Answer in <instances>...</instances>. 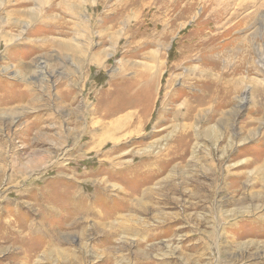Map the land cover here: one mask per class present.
Instances as JSON below:
<instances>
[{"label":"rangeland","instance_id":"rangeland-1","mask_svg":"<svg viewBox=\"0 0 264 264\" xmlns=\"http://www.w3.org/2000/svg\"><path fill=\"white\" fill-rule=\"evenodd\" d=\"M0 264H264V0H0Z\"/></svg>","mask_w":264,"mask_h":264},{"label":"bare ground","instance_id":"bare-ground-1","mask_svg":"<svg viewBox=\"0 0 264 264\" xmlns=\"http://www.w3.org/2000/svg\"><path fill=\"white\" fill-rule=\"evenodd\" d=\"M143 77V76H142ZM146 81H147V76L145 78H142V83L143 84H146Z\"/></svg>","mask_w":264,"mask_h":264}]
</instances>
